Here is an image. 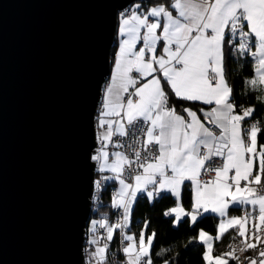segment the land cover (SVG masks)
<instances>
[{"label": "crops", "instance_id": "0c3cea01", "mask_svg": "<svg viewBox=\"0 0 264 264\" xmlns=\"http://www.w3.org/2000/svg\"><path fill=\"white\" fill-rule=\"evenodd\" d=\"M242 10L245 27L254 43L256 62L254 85L264 83V0H169L146 11L135 10L120 16L117 47L111 59V71L104 86L97 115L98 140L103 148L99 172L116 180L118 198L113 206H122L125 226L130 227L135 200L140 195L152 202L168 193L177 204L167 211L174 224L185 218L191 224L206 215L218 219L215 235L199 231L197 240L204 247L205 264H228L232 254H216L215 242L231 230L248 245L245 255L261 248L257 260L234 259L237 264H264V149L258 145L256 124L244 125L251 110L237 113L231 102V90L224 78L225 38L231 31L235 12ZM145 81L137 98L123 102L133 86V78ZM165 88L176 98L196 103V110L184 114L167 104ZM149 122L147 141L157 145L159 159L147 163L144 175L133 186L120 176L127 159L118 149L107 152L111 141L124 131L122 119ZM221 134L218 141L229 144L224 168L217 171L214 184H204L200 177L207 164L215 138L209 126ZM204 149L201 153L200 150ZM159 180L156 181V177ZM189 183L192 208L181 205L182 191ZM232 209L239 210L232 213ZM152 235L146 224L138 233L128 232L124 249L127 264L148 263ZM97 242V241H96ZM98 257L105 251L98 246ZM100 260V262H101Z\"/></svg>", "mask_w": 264, "mask_h": 264}, {"label": "water", "instance_id": "95a60500", "mask_svg": "<svg viewBox=\"0 0 264 264\" xmlns=\"http://www.w3.org/2000/svg\"><path fill=\"white\" fill-rule=\"evenodd\" d=\"M149 0H0V264H86L119 15Z\"/></svg>", "mask_w": 264, "mask_h": 264}, {"label": "trees", "instance_id": "16d2710c", "mask_svg": "<svg viewBox=\"0 0 264 264\" xmlns=\"http://www.w3.org/2000/svg\"><path fill=\"white\" fill-rule=\"evenodd\" d=\"M157 3L167 4L169 0H149L134 4L119 15L124 16L128 10L146 11ZM230 34L225 38L224 53V78L231 90V102L237 113L251 110L250 116L243 120L244 125L254 123L261 124L258 135V145L264 149V83L261 87L254 85L256 62L253 56H240L235 54L229 42ZM253 42V41H252ZM254 44V43H253ZM117 47V40L111 52V59ZM167 104L176 111L184 114L186 108L196 110L199 114L200 106L196 103L180 100L165 88ZM113 185L105 183L102 192V203L96 211L92 212V219L96 217L113 218L114 210L111 204V191ZM177 204L176 199L168 193L157 196L150 202L145 196L136 198L128 232L138 233L141 226L146 224L147 234L152 235V246L149 261L145 264H205L204 247L198 242L199 231H205L215 235L218 219L211 215L201 217L196 223L191 224L185 218L178 225L174 224L172 216L167 211ZM181 205L190 211L192 208V195L189 183H185L182 191ZM232 209L231 212H238ZM237 234L234 231L227 232L222 238L215 242L214 252L216 254H230L229 243ZM90 246V249L88 248ZM92 247L94 244L87 242L85 248L86 257H93ZM229 256V255H228ZM228 264H237L229 256Z\"/></svg>", "mask_w": 264, "mask_h": 264}, {"label": "built area", "instance_id": "2783aa9c", "mask_svg": "<svg viewBox=\"0 0 264 264\" xmlns=\"http://www.w3.org/2000/svg\"><path fill=\"white\" fill-rule=\"evenodd\" d=\"M211 4L214 0H206ZM135 10H128L125 16L131 15ZM230 45L235 54L240 56H253L254 55V44L248 34L242 10H237L234 15V19L231 25L230 31ZM133 78V86L126 93L123 102L127 103L131 99L137 98V90L143 85L145 81H141L136 78L135 74H131ZM124 123V131L122 134L116 135L110 143L107 152L110 154L113 148L118 149L122 152L126 159V165L120 176V178L127 182L130 186H133L137 179L144 175V167L147 163L157 162L159 159V150L156 144L147 141V132L149 130V122L144 119H134L126 121L122 119ZM258 129L261 128V124L257 123ZM210 132L215 138V144L212 149L211 156L205 165L200 180L204 184H214L216 181L217 171L224 168V157L226 150L229 146L227 143L218 141V137L221 131L216 126H209ZM101 142L98 143L97 154H96V179L94 185V196H93V211H96L98 205L102 203V192L105 183L113 185L111 191L112 200L113 198L119 200L117 188L115 186L116 180L110 176H104L99 172V166L101 163V156L103 148ZM201 153L204 149L200 150ZM160 176H157L156 181L159 180ZM257 195L264 196V187L258 189ZM114 216L109 219L106 217H96L94 225L89 228V235L96 238L97 244L105 251V258L99 262V264H127L125 258V245L126 235L128 229L125 226V214L122 206H113L111 201ZM112 227V233L110 234L109 229ZM264 237V228L260 232ZM248 245L243 242L237 235L230 241L229 249L234 259H254L257 260L261 254V248L254 250L253 254L249 257L245 255ZM86 264H96L93 257L86 259ZM144 264V261L142 262Z\"/></svg>", "mask_w": 264, "mask_h": 264}, {"label": "rangeland", "instance_id": "374dc122", "mask_svg": "<svg viewBox=\"0 0 264 264\" xmlns=\"http://www.w3.org/2000/svg\"><path fill=\"white\" fill-rule=\"evenodd\" d=\"M207 3H208V2H207ZM94 222H95V219H91V221H90V223H89V225H88V229H87V240H86V241H87V242L89 241L90 243L94 244L95 248L98 250L99 248H98V244H97V242H96V238H95L94 236H92V235H89V228H91L92 225H94ZM109 232H110V234L112 233V227H110ZM87 242H86V243H87ZM86 245H87V244H86ZM88 248L90 249V246H88ZM97 255H98V253H96V252L93 250V258H94L96 264H99L101 258H99ZM86 259H87V257H86ZM101 261H102V260H101ZM86 263H87V262H86Z\"/></svg>", "mask_w": 264, "mask_h": 264}]
</instances>
